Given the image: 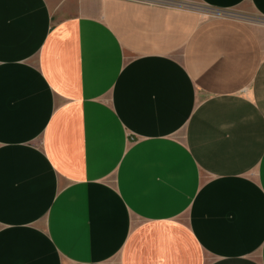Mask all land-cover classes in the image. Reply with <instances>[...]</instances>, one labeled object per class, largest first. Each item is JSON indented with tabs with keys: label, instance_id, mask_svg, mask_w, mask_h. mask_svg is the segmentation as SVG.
Returning a JSON list of instances; mask_svg holds the SVG:
<instances>
[{
	"label": "crops",
	"instance_id": "1",
	"mask_svg": "<svg viewBox=\"0 0 264 264\" xmlns=\"http://www.w3.org/2000/svg\"><path fill=\"white\" fill-rule=\"evenodd\" d=\"M169 2L0 0V264H264V0Z\"/></svg>",
	"mask_w": 264,
	"mask_h": 264
},
{
	"label": "rangeland",
	"instance_id": "2",
	"mask_svg": "<svg viewBox=\"0 0 264 264\" xmlns=\"http://www.w3.org/2000/svg\"><path fill=\"white\" fill-rule=\"evenodd\" d=\"M181 2H182V0H172V2H169L170 4H172V5H179V4H181ZM195 6H196V8H200L199 7V5H197V4H195ZM248 16V15H247ZM249 18V20H252V21H255V20H257L255 17H253V16H249L248 17ZM257 22V21H256Z\"/></svg>",
	"mask_w": 264,
	"mask_h": 264
}]
</instances>
